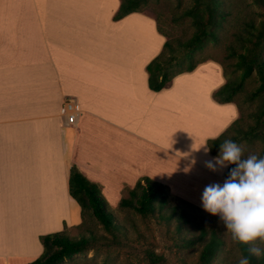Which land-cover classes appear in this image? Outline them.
I'll return each instance as SVG.
<instances>
[{
  "label": "crops",
  "instance_id": "obj_1",
  "mask_svg": "<svg viewBox=\"0 0 264 264\" xmlns=\"http://www.w3.org/2000/svg\"><path fill=\"white\" fill-rule=\"evenodd\" d=\"M120 1L0 0V264L32 263L40 236L82 223L71 166L112 208L144 177L203 208L202 185L226 179L229 166L210 172L202 147L239 116L213 98L221 65L206 60L151 91L146 66L167 38L145 13L114 20ZM65 102L79 111L73 125Z\"/></svg>",
  "mask_w": 264,
  "mask_h": 264
},
{
  "label": "trees",
  "instance_id": "obj_2",
  "mask_svg": "<svg viewBox=\"0 0 264 264\" xmlns=\"http://www.w3.org/2000/svg\"><path fill=\"white\" fill-rule=\"evenodd\" d=\"M148 2L149 0H121L113 19L119 20L131 13H144L142 8ZM251 2L262 10L259 14L260 22L258 24L250 17L244 18L241 23L243 29L233 33L237 46L232 48L230 55L237 59L235 67L241 71L243 80L255 72L258 85L246 96V100L257 101V107L249 115L252 123L244 127L241 109L234 101V96L240 91L241 85L239 87L226 80L225 84L213 93L216 102L234 103L239 112L238 118L220 136L207 141V147L214 157L219 154V145L225 139H231L237 144L243 141L250 144L260 142L263 149L259 158L264 157V0ZM183 15L191 19L194 32L190 39L177 46L178 49L167 39L160 54L146 66L148 88L153 92L168 88L176 76L191 72L204 62H192V55L201 50L208 41L214 43L219 41V31L224 28L232 12L224 5L223 0H191V5L184 10ZM183 57L190 62L185 67L180 62ZM224 77L226 78L225 72ZM231 167L233 166L229 165L226 177ZM125 191L127 197H122L118 203L117 208L120 211H133L145 224L155 223L169 227L174 221V231L177 235L175 244L178 249L191 250L199 245L197 264H222L220 259L222 239L215 232L208 233L204 228L199 229L198 234H194L187 226L189 221L185 212L167 205L163 186L144 177L139 179L133 188H127ZM68 193L80 207L82 223L89 212L104 234L91 232L75 238L66 235L65 232H58L40 236L43 252L38 259L29 264H89L91 258L78 262L76 257L83 256L99 246L122 249L129 253L136 251L124 226L107 210L106 201L97 185L90 183L75 166H71L69 170ZM207 234L208 238L205 239ZM235 245L241 257L249 258L250 264H264V256L257 258L249 255L248 245L236 241ZM147 247L152 245L148 244ZM141 255L146 264L167 263L166 257L156 253L152 248H145Z\"/></svg>",
  "mask_w": 264,
  "mask_h": 264
},
{
  "label": "rangeland",
  "instance_id": "obj_3",
  "mask_svg": "<svg viewBox=\"0 0 264 264\" xmlns=\"http://www.w3.org/2000/svg\"><path fill=\"white\" fill-rule=\"evenodd\" d=\"M223 1L224 5L232 12V15L228 18L224 28L219 31V41L217 43L208 41L201 50L192 55V62L198 63L205 60H214L224 69L226 80L233 82L239 87L241 85L240 91L234 96V101L241 109L242 124L246 126L252 123L249 115L257 107V101L247 102L246 96L257 87L258 83L255 72H252L244 80L242 79L241 71L235 67L237 59L230 54L232 48H236L237 46L233 33H238L243 29L241 23L245 17L253 18L259 24V14L262 13V10L253 5L251 0ZM190 5L191 0H149L142 10L145 14L157 20L160 30L165 33L169 42L177 48L180 43L183 44L190 39L194 32L191 19L183 15L184 10ZM237 51L239 52V50ZM180 62L183 67L190 63L184 57L180 59ZM238 145L244 150V158L252 154L257 155L259 158L263 149V145L260 142L250 144L243 141ZM205 186L207 185H202L201 188H205ZM189 192L194 193L195 191L191 190ZM189 192L185 193L190 194ZM163 194L166 195L168 206H175L185 212L186 218L189 221L187 226L194 234H198L199 229L204 228L208 233L211 231L215 232L222 239L223 246L220 255L222 264H238L241 256L236 248L235 241L232 239L231 233L225 229L218 215L213 216L205 212L203 208L189 206L174 199L164 187ZM123 197H127V191L124 192ZM107 210L113 214L119 224L124 226L129 240L136 247V251L129 253L122 249L99 246L95 250L85 253L83 256H77L76 260L78 262H82L85 258H91L92 261L89 264H146L141 253L145 248H152L156 253L166 257V264H197L200 246L198 245L191 250L178 249L175 244L177 243V235L174 231V221H172L169 227L155 223L145 224L131 210L120 211L118 208L110 206H107ZM91 232L99 235L104 234L95 218L88 212L81 225L72 228V230L65 232V234L78 238ZM207 238L208 234L205 239ZM148 244H151L152 247H147Z\"/></svg>",
  "mask_w": 264,
  "mask_h": 264
},
{
  "label": "clouds",
  "instance_id": "obj_4",
  "mask_svg": "<svg viewBox=\"0 0 264 264\" xmlns=\"http://www.w3.org/2000/svg\"><path fill=\"white\" fill-rule=\"evenodd\" d=\"M206 143L202 145L205 153L209 151ZM243 152L240 145L225 139L219 154L205 162L213 173L233 167L222 184L205 186L201 204L205 212L219 216L234 241L249 246L250 256L260 258L264 256V157L244 158ZM238 264H250V260L242 256Z\"/></svg>",
  "mask_w": 264,
  "mask_h": 264
},
{
  "label": "built area",
  "instance_id": "obj_5",
  "mask_svg": "<svg viewBox=\"0 0 264 264\" xmlns=\"http://www.w3.org/2000/svg\"><path fill=\"white\" fill-rule=\"evenodd\" d=\"M79 111L71 102H65L62 108V117L66 124L73 125L77 121Z\"/></svg>",
  "mask_w": 264,
  "mask_h": 264
}]
</instances>
